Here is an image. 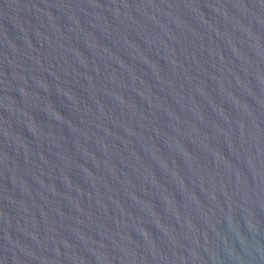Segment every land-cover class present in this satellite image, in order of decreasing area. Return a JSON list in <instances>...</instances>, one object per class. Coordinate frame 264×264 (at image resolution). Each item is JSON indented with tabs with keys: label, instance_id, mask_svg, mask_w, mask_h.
Returning a JSON list of instances; mask_svg holds the SVG:
<instances>
[{
	"label": "water",
	"instance_id": "water-1",
	"mask_svg": "<svg viewBox=\"0 0 264 264\" xmlns=\"http://www.w3.org/2000/svg\"><path fill=\"white\" fill-rule=\"evenodd\" d=\"M0 264H264V0H0Z\"/></svg>",
	"mask_w": 264,
	"mask_h": 264
}]
</instances>
